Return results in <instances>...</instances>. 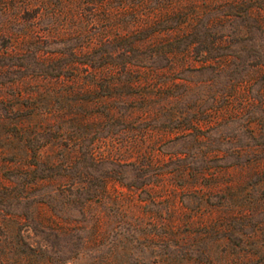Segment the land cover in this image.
<instances>
[{"label": "trees", "instance_id": "obj_1", "mask_svg": "<svg viewBox=\"0 0 264 264\" xmlns=\"http://www.w3.org/2000/svg\"><path fill=\"white\" fill-rule=\"evenodd\" d=\"M239 66L244 70L241 85L250 87L260 81L258 97L245 95L243 108L236 109L229 96L212 94L200 117L174 133L200 145L214 144L202 153L199 166L184 163L174 173L178 177L191 174V184H199L194 187L201 193L203 212L208 210L206 205L215 207V216L209 221L182 224L189 231L181 240L195 239L189 246L198 247L196 256L185 253L184 257L195 264H264V237L260 236L264 235V220L257 224L248 220L264 206V0H0V77L13 88H26L12 98L1 97L0 104L11 114L28 110L25 121L13 124L9 136L23 137L25 143L38 137L41 147L49 143L59 148L48 162L33 154L25 159L26 167L9 170L13 176L24 175L27 187L22 195L15 186L0 183V247H4L0 264H54L48 254L51 241L48 245L28 243L19 223L12 237L10 218L2 209L8 198H26L33 188L50 181L60 202L85 206L100 199L106 185L99 193L85 188L90 180L83 169L101 163L119 165L121 160L136 169L151 165L150 151L138 150L135 157L121 159L96 153L91 147L96 139L117 135L116 127L126 128L125 114L130 119L144 103L149 106L151 97L138 89L149 87L159 77L175 86L183 72L198 69L210 70L218 78ZM61 77L86 80L90 85L85 90L93 95L92 99L73 100L75 104L91 102L93 108L86 119L74 113L76 121L70 129L54 121H38L42 112L35 105L42 94H47L48 106L58 101L57 95L70 100V94L55 92L51 86L43 91L30 87L41 79ZM171 98L182 100L181 95ZM115 102H121L127 113L120 112ZM169 109L173 112L168 123L180 128L177 120L183 111ZM237 121L246 142L232 132L211 139L212 130ZM62 147L64 151H60ZM111 178L112 172L103 173L100 182ZM211 195L214 203L209 202ZM34 204L41 226L54 236L75 227L48 217L45 205H49L42 199ZM175 226L171 225L170 234ZM94 227L85 242L100 245L105 231L100 224ZM13 247L14 253L7 250Z\"/></svg>", "mask_w": 264, "mask_h": 264}, {"label": "rangeland", "instance_id": "obj_2", "mask_svg": "<svg viewBox=\"0 0 264 264\" xmlns=\"http://www.w3.org/2000/svg\"><path fill=\"white\" fill-rule=\"evenodd\" d=\"M248 44L243 42L242 45ZM240 46L241 44L234 47ZM240 53L243 57L246 56L245 52ZM243 72L240 66L237 69L231 67L227 69L228 74L216 78L215 73L210 70L186 71L180 75L182 80L174 82L177 83L175 86L169 84L170 80L165 77L152 79L149 87L138 89L146 91L151 97L149 106L146 107L144 103L134 111V115L131 114L130 119L125 114L123 119L129 122L126 128L116 127L119 130L117 135L96 139L91 146L96 153H111L121 159L135 157L138 150L150 151L151 165L136 169L121 164V160V165L101 163L83 169L88 173L87 178L90 180V183L85 184V188L99 193L100 187L106 185L105 191L99 194L100 199L92 200L85 206L75 201L60 202L54 196V185L50 181L43 183L40 188L31 189L26 198H8L2 209L10 218L12 237L14 228L19 223L20 233L28 243L34 244L36 241L38 244L48 245L51 241L53 245L48 254L53 258L54 264H173L174 261V264H195L184 257L185 253L196 256L198 247L196 244L189 246L195 239L181 240L180 236L185 239L189 231L185 230L182 224L187 221H209L215 216V207L206 205L208 210L203 212L201 207L204 204L199 199L201 193L195 188L199 184H191V174L178 177L174 173L184 163L199 166L202 153L210 151L214 144L200 145L187 136L176 137L178 134L174 133L200 117L201 109L210 103L208 98L212 94H216V97L218 94L229 96L232 107L236 109L243 108L242 100L245 95L258 97L260 81L250 87L241 85L239 79ZM4 81L5 78L0 77V83H5L0 86V98H12L17 91L24 93L26 89L25 86L13 88ZM86 85L90 84L84 79L73 81L72 78L61 77L56 80L41 79L35 86H30L42 91L51 86L55 92L70 94V100L62 98V94L57 95L58 101L53 106H48L47 94L37 97L35 105L38 111L42 112L39 113L38 121H54L55 125L70 129L76 121L73 118L74 113L75 116L80 113L84 119L88 118L93 108L92 103L82 100L75 104L73 101L77 97L92 99L91 92L85 90ZM174 95H181L182 100H171ZM115 104L119 106L120 112L127 113L121 107V102ZM167 106L183 111L180 120H177V127L180 128L174 129L171 127L174 124L168 123L173 111ZM46 109H51V112L44 113ZM27 113V108H22L11 114L0 104V183L15 186V190L20 192L18 195H22L27 187L23 181L24 175L16 177L9 170L17 166L26 167L25 159L33 154L38 160L48 162L59 149L49 143L41 147L42 138L37 137L38 140L25 143L23 137L16 139L9 136L12 125L19 121L23 123ZM248 114L250 115L249 112ZM68 117L71 119L68 120ZM230 132L238 134L242 142L247 141L242 135V127L238 121L212 130L210 137L214 140L219 134ZM86 143L85 140L81 144V150L86 147ZM27 147H30L29 150ZM60 149L64 151L63 147ZM147 157L148 155L145 159ZM11 160L14 162H10ZM109 171L112 172L113 178L108 179L106 183L100 182L102 174ZM209 198V202L214 203V196ZM40 199L49 205H45L48 217L75 225L73 230L68 233H56L57 236H54L48 229L43 228L39 217L37 218L34 204V200ZM40 218L44 221L42 216ZM248 220L253 224L263 221L264 206L260 211L251 214ZM173 223L176 226L170 234ZM95 224H100L105 231L100 245L85 242L94 232ZM113 225L117 226L111 231ZM246 229L249 230L250 227ZM260 236L264 237L262 234ZM2 249L4 250V247H0V250ZM7 250L11 253L16 251L15 247Z\"/></svg>", "mask_w": 264, "mask_h": 264}]
</instances>
